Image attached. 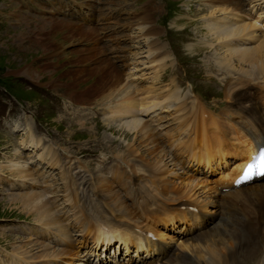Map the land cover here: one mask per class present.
Masks as SVG:
<instances>
[{"label":"rangeland","instance_id":"obj_1","mask_svg":"<svg viewBox=\"0 0 264 264\" xmlns=\"http://www.w3.org/2000/svg\"><path fill=\"white\" fill-rule=\"evenodd\" d=\"M151 1L152 0H0V84L10 90H4L0 85V164H4L0 165V264L11 263L12 255H16L15 253L22 251L23 248L28 249V247L22 244L25 239L37 237V234L42 233V230L38 226L40 223L36 220V213H28V208L23 207V204L19 203L17 200L11 201L14 195L22 194L24 190L31 189L30 186L33 184L36 185L35 190H37L39 194L36 199L42 198L41 201H44L45 199L48 200L47 196H49V198L56 200L58 204L53 199L48 201L55 202V204L58 205V207L53 209L55 212L59 213L60 207L61 213H63V215L60 216H65L69 219L64 220V217H62L66 225L70 224V222L66 223V221H70L72 218V208L75 209V215H77V217L83 211L89 209H92L94 212H99V205L89 204L87 199L91 201L92 199H98L96 198V194H101V190L107 191L109 187L111 188L110 196L112 199H126L127 201L124 203L126 207L124 206V208H127V210L129 209L128 211H138L137 207L141 205L142 199L145 198L139 192V185L135 178L130 177L126 180V188L123 189L122 194H120L121 192L119 193L118 191L119 187L116 185L114 175L106 182L97 185V183H95L97 178L94 179V173L90 172L98 166V172L96 173L99 177L102 173L100 171H104L105 169V166H101L102 163L113 167L118 156H125L127 158L126 163L128 169H124V171L126 170L127 173L131 174V169L141 168L145 171V167H139L135 163L137 162L140 166H143L138 158H140V160L146 159L149 163L151 162L148 160V157L150 160L154 159L148 155V152L153 150L152 143L143 150L137 148L139 146L138 140L143 141L140 131L137 135H134V130L129 131L122 127L117 128L119 116L122 120H125V117L126 119L129 118L133 111L141 118L138 124H141L142 121L145 123L149 122L150 125L153 124L151 127L156 130L155 133L162 132L163 129L174 123L171 126L172 128L177 122L173 121V118L176 116L174 113L175 101L173 98L163 99L174 88L177 90L180 89V91H178L181 93L178 94L181 98H185L186 95L181 94L189 90L190 84H192L193 89L195 88V93L205 104L215 106L218 112L227 105L228 102L226 101H229L228 94L237 82L232 78L230 72H227L224 68L219 66L214 57L207 54L204 48H201V46L205 45L204 47L218 58V56L224 54L225 48L218 45L219 42L223 44L224 40L218 41L217 44V41L212 39L213 34H210V31L204 29L202 32H199V30L203 28V25H200V28L199 24H205V19L208 17L219 21L220 23H218V25L221 24V19H224V22L227 23L237 21H230L226 20V18H222V16L228 12L225 14L221 13V15L216 13L211 14L212 8L218 6V3H210L211 1L209 2L207 0V5L203 3L204 0H176V12L168 19L166 25H163L164 16L160 20V16L165 10V0L153 1L154 3L150 4L147 13L143 11L140 15L134 16L135 13L140 11L141 7L144 5V7H146V4L148 2L151 3ZM244 1L245 0H243V2ZM261 5L262 8H264V1L261 2ZM197 8L202 10L197 12ZM89 17L90 19H88ZM131 17L135 19V22L131 21ZM141 18H147L149 23L148 21L142 23ZM73 20H77L78 23L72 22ZM85 20H90L91 22L88 24ZM202 20L204 21L202 22ZM136 21L138 23H136ZM144 24L154 26L153 30L155 32L157 31L156 33H152L154 35L147 40L144 38L147 37V35L140 32L143 30L142 25ZM263 24L261 29L260 27H256V29L254 28L255 26L251 28L255 32L260 30L264 31ZM182 26L185 27L181 28ZM98 28H100L99 30L102 34L98 32ZM165 28L166 30H174L175 33L171 31L166 32ZM76 31L77 33L79 32V34H77ZM116 33L120 37H118ZM159 45L167 48L168 56L162 59V61L159 60L160 63L157 65V63H152L149 60L153 57L151 51L155 53L157 51L156 47ZM258 45L259 44L256 42L250 43V46L246 44L248 47H256ZM82 60L84 62H82ZM72 64L80 66L81 68L72 67ZM86 71H92V74H95L89 77V74H84ZM163 71L169 78H174L175 75H177L179 78L178 82H180L179 88L173 85V88H168L165 92H163L164 89H160V87L166 85V82L169 80L165 79L160 81L161 75H164V73H162ZM151 77L152 80L150 79ZM96 79H99V81L95 82ZM101 79H103V81ZM150 81H152V83ZM257 82L258 79L251 81L255 86H257L255 84ZM174 84L176 83L174 82ZM128 86H130L129 89L131 90L129 94L130 98H137V102L134 104L135 106L132 104L134 107L129 105V108H127L128 110L126 109L124 111V115L114 114V110L112 109H116L115 107L119 109V104L126 100L122 97L121 92L120 94L117 93V90L123 87L122 91H124V88ZM114 89L116 92L114 91L113 93L112 91ZM11 90L22 96L28 97V99H23L20 102L11 94ZM72 95L83 98L77 101ZM90 95L92 96L87 99ZM160 95H162V98H157ZM143 100L144 102H141ZM144 103H146L145 106L149 107L155 106L154 104H161V106H163L164 103L172 104V107L163 108L164 110L157 108L152 112L150 111L151 109H149L144 112V109L141 107ZM167 111L170 114H167ZM155 114H161L163 116L162 119L160 121H155L157 118ZM171 114H173L172 117ZM16 116H20L23 121L19 118H15ZM13 118H15L14 123H19L23 129L15 132L12 125ZM167 118H171L172 120L169 119L165 121ZM83 119L86 121L80 123ZM152 119L154 120L152 121ZM107 121L110 124L107 123ZM5 122H10V124ZM29 122L33 125L35 124L38 131L46 133L47 140L41 143L45 149H43L38 142V140L42 141L44 139L43 134L36 132L33 125ZM27 126H30L32 130L35 131L36 136L33 138L36 141L35 144L39 146L34 143L30 145L31 138L27 136L25 130ZM136 130H138L137 126ZM58 133H61L65 138H69V140H67L69 142H64L62 145H59L61 143H57L56 139ZM164 133L165 132L156 134L158 138L159 136L163 138ZM61 134H58V136H62ZM69 135L70 137H68ZM109 136L114 137L113 140H111L112 138H108L111 141H107L106 138ZM136 136H138L139 139H137ZM86 138L88 139L86 140ZM54 139H56V141ZM84 141H86L85 146ZM162 143L161 146L167 144L166 141ZM19 145L21 148H19ZM63 145L66 147L69 145L71 146L68 148L62 147V150L56 148ZM127 145L137 149L128 147ZM53 149L54 152L56 150L59 153L61 160L63 157L66 158L64 160L65 165L61 163V160L57 161V159L53 160L55 164L51 165V161L48 160V155L49 151ZM17 150L20 151L19 156ZM141 152L144 153V155ZM71 153H79L80 156L87 157L86 159L78 157L82 162L86 161L87 163H91L95 158L99 159L101 164L99 161H95L88 167L78 166V162H76L77 158L72 157ZM135 157L138 158L132 162ZM11 159H17L18 161L25 160L27 163H22L29 168L28 171L31 172V177L36 178L39 182L34 183V180H32L33 183L29 181L32 184L23 182L20 185L17 172L14 174L7 169L6 165L10 163ZM41 160H43L42 163L50 167L48 168V177L53 176L52 180L48 181L42 176L40 171L34 170L42 168ZM164 162L165 161H162V163ZM57 163L60 164V166L57 165ZM70 166L71 172L68 169ZM63 168H65L63 173H66L64 176L67 178H65L61 172ZM183 168L189 170L192 167L184 166ZM118 170V168H115L112 171L117 172ZM68 171L70 172L69 174ZM194 173H196V170H194ZM72 174L79 175L82 180L77 182ZM138 174H143V171L139 170ZM196 174L210 178H215L218 175L216 171L206 170L205 167L202 166H200ZM55 177H57L56 180ZM145 177H147V172ZM173 177H175V174L169 176L171 179ZM54 181L56 182L55 185ZM163 182L164 181L160 182V185L163 187L157 186L156 188L166 194L167 192L164 187L166 182ZM175 182L179 185L181 184L176 179ZM78 183L80 185H78ZM85 183L91 184V194H93L91 198H83L82 195L79 194V189H81ZM148 184L149 183L146 184V188L149 193L156 196L147 186ZM15 186H20V188H16ZM56 186L65 192V197L63 193L59 194L57 192L58 189ZM182 187L185 188L186 186L183 185ZM199 189H201V187L194 188V191L196 192ZM84 192H86V190H83V193ZM204 192L207 193L208 190ZM204 192L201 191L199 193L202 195ZM58 194L59 196H57ZM44 195L47 196L45 197ZM136 196L140 198H136ZM63 198L65 201L66 199L78 200L74 203L77 205L80 204V207L73 206V203H71L70 209V207L66 206V203L69 204V202H64ZM79 200L84 203H81ZM41 201L39 202L41 203ZM121 205L120 203V209L122 208ZM207 209L208 211H212L213 208L207 205ZM155 212H157V209H147L146 216L153 215ZM130 214H128L129 217ZM211 214H213V212ZM132 217H134V215ZM144 217L145 216H143V218ZM145 221L144 219V222ZM73 229L74 228L70 229V233L73 235L72 237H78L75 233L76 229ZM183 229H185L183 225L178 222H174L173 225L168 224L166 227L162 226L160 228V235H162L164 239L159 237V240L162 239L174 244L180 240L179 236ZM188 229L189 225L187 224L184 231L185 234ZM184 233L181 235L182 237L185 235ZM48 235L50 237L48 236L46 238L47 240L44 239L45 243H50L48 252L49 254L50 252L57 253L56 249L60 246L59 244L53 245L51 242L54 240V237H52L51 234ZM170 235L171 239H168ZM87 236L88 235H85L84 237ZM89 236H91V239L85 238L81 240L80 237V240L73 241V245L75 244L71 250V253L73 251L71 254L73 255V261L67 258V256L62 255V257L52 258L50 264H52L54 259H58L57 263L60 264H68L67 261H71L72 263L70 264H130L131 262L133 264V261L139 262L141 260L145 261L147 264L153 263L147 260L151 251H135L130 248L128 252H123L121 246H117L115 242L111 243L107 250L101 251L99 248H96L97 245L94 246L93 244L94 235L90 233ZM89 240H92L93 243ZM22 245L24 247H22ZM28 246L30 247V244ZM35 248L38 247L31 246L28 251H26V256H29L26 257L28 262L34 261V263L29 262V264H41L39 260L46 261L49 258L46 255L43 259H28L31 258L30 254L33 252V254H35V252L38 251V255H41L43 252L41 248V252L38 250L39 248ZM55 262L56 261L53 263ZM43 263L45 262H42V264ZM155 263L158 262L156 261Z\"/></svg>","mask_w":264,"mask_h":264},{"label":"bare ground","instance_id":"obj_2","mask_svg":"<svg viewBox=\"0 0 264 264\" xmlns=\"http://www.w3.org/2000/svg\"><path fill=\"white\" fill-rule=\"evenodd\" d=\"M207 1H211L210 3H218V6L212 8V13L210 12L211 14H214L217 10H220L222 14L228 12L223 15L222 18H226V20L230 21H237L227 23L224 22V19H221V24L218 25V23H220L219 21L208 17L205 19L206 22H204L205 24L203 25V27L206 26L207 30L213 33L212 39H216L217 41L224 40L223 44L219 42L220 46H224L225 51L223 55L218 57V63L221 66L230 67V73L234 74L232 78L238 83V85L229 92V101H226L228 102L227 105L224 106L221 111L219 110V112L217 110L208 109L209 105L201 101L196 95L181 98L178 94L180 93L178 91L179 89L177 90L174 88L164 97L163 100L170 98L174 99V113L176 116L173 118V121L177 122L171 130L165 131L163 138L162 136H159L158 138L156 134L157 132L155 133L156 130L148 125V123L142 121L141 124H138V121H140L141 118H139L133 111L132 113L130 112L131 114L129 118L126 119L125 117V120H122L119 116V119L117 120V128L124 127V129H128L129 131L134 130L135 133L140 131L143 141L146 140L148 143H152L153 145V150L147 152L149 153L148 155L154 159L150 161L151 163L144 159L145 162L143 163L145 171L147 172V177L137 176L135 172L136 169H131V174L127 173L126 170L124 171L119 169L117 172L112 171L108 177L104 175L103 172L101 173L102 177L101 175L98 177V174L94 173L93 178H97L95 183L100 185L114 175L116 185L122 189L126 188L127 179L130 177L135 178L137 184L139 185V192L145 198L142 199L141 205L137 207V210L141 213V217L143 218V216H145L144 219L146 221L144 223L132 224L129 221H125V219L122 218L123 216L120 217L114 215L115 212L119 214H130L135 213L136 211H128L129 209L127 210V208H124V206L126 207L124 204L127 201L126 199H112L110 196V187L107 191L101 190V194L97 193L96 198L98 199H92V201L87 199L89 204L101 205L104 211H108V213L110 212V215H102L100 211L94 212L92 209H89L83 211L78 217L74 213L72 215V219L69 221L70 224L67 225L63 222L62 217L64 216H60L62 213L59 214L53 210L58 207L55 202L53 203L46 199L41 201L42 198L36 199L39 196L37 190H35L36 185H31V189H29V187V190H24L22 194L14 195L11 201L17 200L19 203H22L23 207L28 208V213L32 212L33 214L35 212V215L37 216L36 220L40 223L38 226L42 230V233L37 234V237L25 239L22 243L28 247V249L31 246H36L39 249H35L40 250L41 248L43 251L41 255H38L39 252L36 250L38 253L35 252L36 255L33 254L34 252L31 253V258L28 259H43V257L47 255L49 257L46 260L47 262L45 260L39 261L41 264L42 262H45L43 264H50L52 258L62 257V255H64L73 261V255H71L73 251L71 253V250L75 244L73 245V241L70 238L71 234L69 232V227L78 229V235H80L81 238L91 239L92 235L89 236V234L92 233L94 235L93 238L95 246L97 244H102L105 248L111 241L117 240L119 243H122L124 248H127L128 245H132L135 250L140 248L143 250L153 249L154 240L146 235L145 232L149 231L151 234L155 235V232L153 231L156 229L157 224H173L175 221L184 222L189 225L187 233H184L185 235L181 237L182 241L185 242L183 246L188 248L190 254L181 250L175 251L173 247H165L158 244L157 253L154 258H163L164 262L162 264H244L245 261L252 258L256 254L260 246V240H264V181L259 183L255 182L252 185L237 188L232 187L227 181L223 182L221 186H227V191H225L226 193H221L220 191H216L214 193L215 198H212L211 200L214 208L213 214L209 216L201 212L197 213V210H189L186 207L175 206V204H190L193 206L197 203V200H199L198 198H195V196H192V188L194 184H197L199 176L194 173V171H189L182 176V173L184 172L183 161L186 159V157H181L182 153H187V161H190V163H193L195 166L200 165L205 167L206 170L207 168H209V170H214L219 163L226 162V156L232 154L234 159H237L238 162L234 166L228 168L225 174H228L232 169H234V167L237 166L236 170H233V173L236 174L239 172L243 163L250 157L251 152H253L256 147L264 144V85L263 89H257L254 85L249 84L247 81V78L254 79L264 75V33H253L252 30L249 29L253 23L248 20V18L255 17L253 21H256L260 16V11H258L255 15L254 12H251L249 8L245 7L243 0ZM153 3L154 2H152V4ZM145 8V13H147V6ZM141 19L142 23L148 21L147 18ZM153 27L154 26L144 24L142 25L143 30H139L142 34L147 35V37H144L146 40L150 39L152 35H154L152 33L157 32L153 30ZM254 28H256V26ZM77 34H79V32ZM254 42L259 45L256 47H248L250 46V43ZM246 44H248V46H246ZM156 48L157 51L155 53L151 51L153 57L152 59L150 58L149 61L152 63L155 62L158 65L160 63L159 60L162 61V59L167 58L168 55L166 47L159 45ZM92 71H86L89 73L84 72V74H89V77H91V75L95 74H92ZM152 77L150 78L151 80ZM101 80L103 81V79ZM96 81H99V79H96L95 82ZM150 82L152 83V81ZM255 84L257 85L258 82ZM129 88L130 86L125 87L124 91H122L123 87L117 90V93L120 94L121 92L122 97L126 100L119 104V109L117 107H115L116 109H112L114 110V114L124 115V111L129 108V105L132 106V104L134 105L137 102V98H130L129 94L131 90ZM114 91L115 89L112 92L114 93ZM141 102H144V100ZM145 104L146 103L141 106L142 109L149 107L145 106ZM169 105L170 104L167 103L163 104V106ZM159 106H161V104H159ZM153 120L154 119H152V121ZM136 126L138 130H136ZM25 128L27 136L31 138L30 145H33V143L35 144V131H33L30 126ZM181 131L185 132V136L183 140L174 143V152L172 155H169V159H171V166H167L165 162L162 163V161H159L161 160V155L157 154V148L163 140H169L168 145L171 144L172 139H170V137L174 133H179ZM137 139H139V137ZM19 148H21V146ZM43 149L45 148L43 147ZM17 153L19 156L20 151L17 150ZM48 156L49 158H47L51 161V165L55 164L53 163V160H61L59 153L56 150L54 152V149L49 151ZM117 160H123L126 162L127 158L125 156H118ZM57 165L60 166L58 163ZM6 166L11 173L15 174L17 172L20 179V185L23 182L33 183L32 180H34V183L39 182L36 178L31 177V172L28 171L29 168H27V166L20 160L11 159L10 163ZM178 169L180 170L178 171ZM64 170L65 168H63L61 172L63 173ZM197 171H199L198 167L196 168V172ZM65 174L66 173L64 172L63 176ZM174 174L175 177L172 179L169 178L170 175ZM175 179L181 184H177ZM123 180L125 184L123 183ZM161 181L166 182V185L164 184L165 191L167 192L166 194L156 188ZM147 183H149L147 186L154 192V194H156V196L149 193L146 188ZM199 183L205 184V182L201 179ZM183 185L186 187L183 188ZM183 196L185 198H181ZM189 196L191 198H188ZM239 196H242L244 201L241 206L236 203L239 200ZM39 201H41V203ZM76 201L78 200L66 199V202H69V204H66L68 207H70L71 203H73V206L80 207V204L77 205L74 203ZM80 202L84 203L82 201ZM200 202L201 207H205L206 202L204 200ZM120 203L122 204L121 209L125 211L120 209ZM150 208L157 209V212L153 215L146 216V210ZM247 220H251L252 222L249 223ZM193 225H197V227L194 228ZM134 226H138L137 229H134ZM78 231L76 230V232ZM48 234L55 237L54 240L58 242V244H61L60 247L56 249L57 253L50 252L49 254L48 252L50 243H45L44 241V238L49 236ZM85 235L88 236L84 237ZM53 241L51 243H53ZM89 241L92 242V240ZM29 244L30 247L28 246ZM233 244H238L240 246L244 245L247 247L241 250L232 249L231 246ZM22 247L24 246L22 245ZM180 247L183 248L181 245ZM28 249L23 248L22 251L16 252V255L10 254L12 255V259L9 264L34 263V261L28 262L26 259V257H29L26 256V251H28ZM54 261L56 262L53 263ZM54 261L52 264H60L57 263L58 259H54ZM71 261H67V263L70 264L72 263ZM130 264H132V262Z\"/></svg>","mask_w":264,"mask_h":264},{"label":"snow or ice","instance_id":"obj_3","mask_svg":"<svg viewBox=\"0 0 264 264\" xmlns=\"http://www.w3.org/2000/svg\"><path fill=\"white\" fill-rule=\"evenodd\" d=\"M256 167V165L253 164H249L247 166V169L245 170L244 176L242 177V179H247L248 176L252 173V170ZM259 168L262 172H264V150L261 151V155H260V165Z\"/></svg>","mask_w":264,"mask_h":264}]
</instances>
